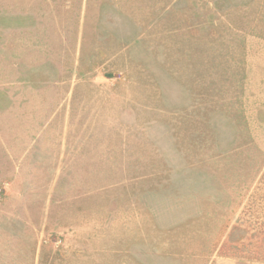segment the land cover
<instances>
[{
    "label": "rangeland",
    "instance_id": "1",
    "mask_svg": "<svg viewBox=\"0 0 264 264\" xmlns=\"http://www.w3.org/2000/svg\"><path fill=\"white\" fill-rule=\"evenodd\" d=\"M0 264H264V0H0Z\"/></svg>",
    "mask_w": 264,
    "mask_h": 264
}]
</instances>
